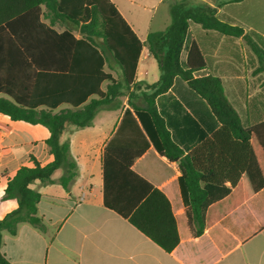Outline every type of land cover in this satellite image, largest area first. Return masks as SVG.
I'll list each match as a JSON object with an SVG mask.
<instances>
[{"label":"trees","instance_id":"obj_1","mask_svg":"<svg viewBox=\"0 0 264 264\" xmlns=\"http://www.w3.org/2000/svg\"><path fill=\"white\" fill-rule=\"evenodd\" d=\"M236 1H243V4L225 6L222 3L220 13L211 6L187 9L182 4L175 5L171 9L172 24L164 31L150 33L143 43L111 0H80L79 3L72 0H0V51L6 53L9 66L20 65L27 71L25 77L18 76L15 80L20 89L6 91L11 99H0V112L13 121L44 126L48 131L45 142L52 156L46 164L31 158L7 177L2 200H15L18 207L0 219V264H13L2 252L4 231L15 236L21 223H29L42 232L46 229L38 215L41 194L31 185L36 181L42 185L58 182L69 190L77 177L70 140H62L63 134L71 127H89L96 113L121 95L122 84L105 72L107 52L121 66L126 86L134 82L145 44L161 70L159 81L148 85L154 91L145 95V107L133 105L136 117L126 110L118 130L120 133L129 121V127H133L143 144L131 139L124 146H116L117 141L113 139L105 149L103 199L107 208L127 219L165 251L172 252L178 246L180 236L169 199L132 169L135 160L149 146L147 138L163 157L179 164L185 213L195 236L202 235L264 189V166L260 165L256 153L254 125L243 121L229 100L222 79L203 74L207 68L203 38H207V34L239 37L243 29L233 25L235 20L229 12L238 14L236 9L242 6L244 14L254 13L259 2ZM262 1L259 4H263ZM41 5L81 26L82 33L87 35L77 39L71 30L58 33L52 24L41 22ZM39 28L44 34L38 44L33 35ZM189 35L192 41L183 64L182 52ZM94 37L102 38L103 46H99ZM40 47L55 48L60 56L69 53L70 66L66 60L64 65H56L54 69L68 70L66 77L73 84V99L84 92L79 100L69 103L70 108L55 112L61 103H38L24 97L30 94L31 71L39 66L34 50ZM177 78L206 102L220 124L211 137L188 154L173 140L156 103L158 97L171 90ZM104 82H110L105 92L100 87ZM59 169L63 174L55 180L53 176Z\"/></svg>","mask_w":264,"mask_h":264},{"label":"crops","instance_id":"obj_2","mask_svg":"<svg viewBox=\"0 0 264 264\" xmlns=\"http://www.w3.org/2000/svg\"><path fill=\"white\" fill-rule=\"evenodd\" d=\"M111 1L143 43L150 33L156 32L145 30L142 34L134 17L129 19L123 12L124 2L134 5L136 0ZM189 1L181 0V4L187 9L198 8H191L195 0L191 4ZM197 1L202 3L199 7L206 3L217 8L218 13L223 9L222 3L225 6L243 4L236 0ZM259 2L254 13L244 14L245 7L242 6L236 9L238 14L229 12L235 20L233 25L242 28L243 34L236 38L207 34L202 48L207 64L203 74L219 76L243 121L254 125L256 153L260 165L264 166V3ZM40 9L41 22L52 24L58 33L71 30L77 39L84 35L81 26L48 10L45 5ZM34 34L39 44L44 31L39 28ZM94 38L99 46H103L102 38ZM191 41L192 35H189L182 52L183 64ZM34 56L39 66L31 71L30 94L24 97L38 103H61L55 112L70 108L69 103L79 100L84 92L73 99V84L66 77L68 70L54 69L56 65H64L66 60L67 65L70 63L69 53L60 56L55 48L40 47L34 50ZM105 56V72L122 84L121 95L113 99L110 106L101 108L89 127H72L63 134L62 140H70L77 177L69 190L58 182L42 185L36 181L31 185L41 194L38 215L46 229L42 232L29 223H21L15 236L4 231L2 252L8 260L13 264H264V189L202 235L195 236L185 213L179 164L163 157L149 138L148 148L135 160L132 169L169 199L180 236L178 246L172 252L165 251L127 219L104 205L105 149L113 139L117 141L116 146H124L131 139L142 143L133 127H129V121L120 133L118 130L126 110L135 116L133 105L145 107V95L154 91L148 85L157 83L161 76L159 64L146 44L130 87L126 86L122 68L112 54L107 52ZM26 72L20 65L9 66L6 53L0 51V99H11L6 91L20 89L15 80L18 76L25 77ZM109 83H102L101 90L105 92ZM156 103L173 140L185 154L220 127L206 102L180 78L175 80L168 93L157 98ZM47 135L44 126L13 121L0 112V210L3 215L0 219L18 207L15 200H2L7 177L29 163L31 158L41 164L52 160L45 142ZM62 174L63 170L59 169L53 178L58 180Z\"/></svg>","mask_w":264,"mask_h":264},{"label":"rangeland","instance_id":"obj_3","mask_svg":"<svg viewBox=\"0 0 264 264\" xmlns=\"http://www.w3.org/2000/svg\"><path fill=\"white\" fill-rule=\"evenodd\" d=\"M181 3V0H136L134 5L124 2L125 6L121 8L129 19L134 17L138 24V30L143 34L145 30H166L172 24L171 9L173 5ZM191 3H194V1L190 0L188 2V4ZM201 4L200 1L195 0L191 8L193 6L199 8V6H202ZM203 5L208 6L206 3ZM1 214L0 210V217L3 216Z\"/></svg>","mask_w":264,"mask_h":264}]
</instances>
